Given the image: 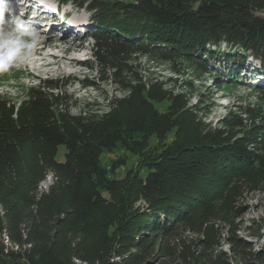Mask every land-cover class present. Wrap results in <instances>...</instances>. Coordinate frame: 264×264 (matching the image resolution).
<instances>
[{"label": "trees", "instance_id": "trees-1", "mask_svg": "<svg viewBox=\"0 0 264 264\" xmlns=\"http://www.w3.org/2000/svg\"><path fill=\"white\" fill-rule=\"evenodd\" d=\"M58 1L88 11L101 28L90 35L94 70L100 75L111 72L140 101L122 115L88 121L54 112V105L63 106L64 97L54 96L52 92H61V87L53 81L30 90L17 113L0 100V171L4 177L32 184L44 179L39 169L51 172L54 179L46 192L36 196L28 231L22 228L24 194L15 192L16 199L9 205L0 199V264H145L161 237L176 230L180 221L222 200L235 169L242 170L236 174L240 178L264 172V90H257L260 108L244 110L258 125L237 139L224 130L208 129L191 114L184 95L158 83H142L128 65L136 56L173 67L184 59L197 73L213 76L217 84L213 67L225 71L227 84L236 83L237 73L247 68V59L264 65V0ZM222 46L226 50L220 61ZM229 65L235 69L228 70ZM165 101L164 112L152 106ZM228 119V129L242 128L236 116ZM169 134L173 138L164 144ZM139 135L153 136L161 146L137 148L141 144L134 137ZM119 145L139 157L138 174L134 172L126 192L120 193V220L115 227L120 232L118 246L113 248L117 260L109 262L102 249L85 241L64 246L59 240L62 232L53 227L71 235L105 204L98 184L106 176L100 157ZM60 150L63 161L56 159ZM111 186L118 189L116 182ZM138 201L145 206L134 209ZM2 238L16 250L5 246ZM237 240L232 239L237 263L264 264V253L247 252ZM198 242V260L222 264L223 259L207 248V235ZM162 248L163 243L158 246Z\"/></svg>", "mask_w": 264, "mask_h": 264}, {"label": "rangeland", "instance_id": "rangeland-1", "mask_svg": "<svg viewBox=\"0 0 264 264\" xmlns=\"http://www.w3.org/2000/svg\"><path fill=\"white\" fill-rule=\"evenodd\" d=\"M63 11L70 12L69 20L75 18L80 23L90 17L87 11H80L71 3L63 6ZM69 20L60 21L54 27L55 31L60 32V39H52L50 36L52 34L48 32L45 37L41 36L40 44L54 43L58 46L59 51L68 47L81 46V49L78 52H73L69 58L79 60L85 57L87 59L85 61L79 60V65L72 66L73 68L70 67L65 71L53 66L50 68L39 67L41 62H35L32 66L31 62L26 61L19 68L0 75V100H3L8 107H13L14 113H17V110L22 108L19 105L25 100L30 90H37L43 86L44 82L53 81L61 87V92H52L54 96L64 97L61 102L62 107H56L53 100H50L51 105H54L56 114L62 111L70 117L95 121L111 114L122 115L125 111L137 106L140 101L138 95L129 94L124 89L125 85L118 83L111 72L100 75L94 70L97 64L93 57L94 43L90 35L95 32L96 28L100 27L94 23L95 29L93 26V28L85 29L88 26V21H86V25L83 24L82 26L84 29L78 27L79 31L74 32L68 27ZM53 21L59 22L54 16ZM40 48L39 46L38 49ZM223 49L222 46L220 48V55L222 56L220 61L224 58ZM52 50L58 52L57 49L50 48L51 52ZM247 61L245 65L250 63V59ZM25 63H30L28 64L30 65L29 69L24 67ZM221 64L219 62L216 65L219 67ZM174 66L151 62L146 57L136 56L132 58L128 68H130L131 73L136 74L142 83H158L167 91L184 95L188 100L187 108L191 114L195 116L197 121L203 122L208 129H221L231 133L237 139H242L247 136V131L258 125V120L254 121L244 112L245 109L260 108L261 99L257 90L248 87L243 81L227 84L224 78L226 76L224 70L221 74L218 72L219 69L215 70L214 73L218 75L217 82L219 84H217L216 81L214 82L213 76L197 73L192 65L184 59L178 60ZM227 69L235 68L229 65ZM262 72L264 73V68ZM237 76L239 77L238 74ZM131 77L129 76L128 80H133ZM152 106L154 109L164 112L168 102L153 103ZM231 115L239 118L242 128H227L231 124L228 119ZM172 138L173 134H169L164 144H168ZM134 140L141 144V147L137 148L146 146L148 149H154L161 146V143H157L153 136L139 135L135 136ZM56 159L63 161L62 150L59 151ZM138 159L136 154L120 145L112 151L103 152L100 157V166L106 172V176L105 182L98 184L100 193L105 197V204L94 210L91 219L74 230L71 235L66 234L65 229L53 227L54 231H60V234L62 232L59 240L64 243V246L68 247L70 243L76 244L78 241H85L87 246L102 249L105 259L109 262L117 260L114 257L113 248L118 246L116 235L120 232L115 229L120 220L122 205L120 193L126 192L125 189H127L126 187L134 172L138 174ZM37 171L41 173L40 175L44 179L40 182L33 180L32 184L23 183L16 177L7 179L4 177V171H0V199L2 202L9 205L16 199L17 194L15 192L24 194L26 198L21 202L24 208L22 228L27 231L31 227V215L36 196L40 192H46L54 181L51 172L39 169ZM234 171L233 183L222 196V200L213 206L208 205L199 211L198 216H190L180 221L175 228L176 230L161 237L154 250L150 252L151 254L145 264H205L202 260H198L196 255V252L200 251L197 247L200 244L198 241L204 239L205 235L208 236L207 248L211 250L212 255L221 257L223 261L225 260L229 264H241L234 259L236 258L234 253L237 245L233 243V238L234 240L235 238L238 239V244L242 245L243 243V250L247 252L264 253V172H255L253 175H244L240 178L236 174L242 170L237 168ZM139 175L143 177L145 171H140ZM113 182L117 183V190H113L111 186ZM103 186L108 190L101 189ZM144 206L143 201H138L133 205V208L141 209ZM206 219L209 220L207 225ZM2 239L5 246L16 250L5 238ZM162 243L163 248L159 250L158 246ZM105 248L107 249L105 250ZM223 261H221L222 264ZM75 262L80 264L79 261Z\"/></svg>", "mask_w": 264, "mask_h": 264}, {"label": "clouds", "instance_id": "clouds-1", "mask_svg": "<svg viewBox=\"0 0 264 264\" xmlns=\"http://www.w3.org/2000/svg\"><path fill=\"white\" fill-rule=\"evenodd\" d=\"M39 44V33L17 17L11 0H0V75L31 60Z\"/></svg>", "mask_w": 264, "mask_h": 264}, {"label": "bare ground", "instance_id": "bare-ground-1", "mask_svg": "<svg viewBox=\"0 0 264 264\" xmlns=\"http://www.w3.org/2000/svg\"><path fill=\"white\" fill-rule=\"evenodd\" d=\"M31 1H33V0H31ZM47 8L50 10V12L52 13L53 16L56 15L57 11H56V8H54V6H53V2L48 4ZM66 13H68V12H66ZM86 21H88V20L85 19V21H83L81 23V25H83V24L86 25ZM87 24H88V22H87ZM73 26H76V25L73 24ZM39 46L41 48L40 49L37 48L36 53L33 56V58L31 60L27 61V62H31L32 66H34L33 63H35V62H39V63L41 62V64H39V67L40 66H45L46 68H50L51 66H53V67H58V69L60 68L62 71H65L66 69H69L72 66L79 65V60L78 59L72 58V57L69 58V56L73 55L72 54L73 52H78L81 49V46H76V47H72V48L68 47V48H65V50H63V51H59L58 50V46L56 44L54 45V43H46V44H43V45L40 44ZM50 48H52V49L54 48V50L57 49L58 52L55 51L56 54H54L55 52H53V50L51 52ZM59 52L62 53V54H60ZM42 53H45V54H42ZM46 59L47 60L50 59V60L47 61ZM28 64H30V63H25L24 67L29 69L30 65H28Z\"/></svg>", "mask_w": 264, "mask_h": 264}]
</instances>
